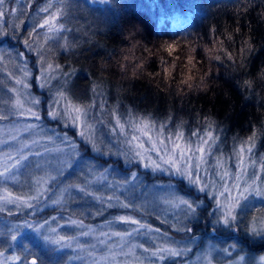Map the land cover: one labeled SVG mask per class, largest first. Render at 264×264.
<instances>
[{"label":"rangeland","instance_id":"rangeland-1","mask_svg":"<svg viewBox=\"0 0 264 264\" xmlns=\"http://www.w3.org/2000/svg\"><path fill=\"white\" fill-rule=\"evenodd\" d=\"M95 1L100 4L103 0ZM47 3L48 0H4V3L0 5V13H2L0 15V57L3 58L0 61V115L7 116V119H0V170H3L2 166L5 162L14 163V160H7V154L17 157V149L21 148L25 141L30 142L34 139L40 141L38 145L25 148V154L30 151L43 153L42 156L30 155L21 167L14 169L16 180L5 181L0 178V195L6 194L5 188L14 196L23 198L35 196L36 188H41L44 192L39 201H30L34 205L31 209L22 204L19 208L15 204H7L4 206L5 211L0 212V251H3L0 261H4L5 264H23V259L26 258L30 264L35 255L42 264H94V262L98 264H137L138 260L143 261V264H200L198 257L208 245L214 244L218 248H227L231 244H236L235 250L230 249L231 257L217 255V260H236L239 256H244L245 260L242 264H261L260 258L264 255L246 253L241 242L237 240V231H230L223 226H218L216 232L212 231L213 217L208 216V211L215 206L212 201L205 200V204L198 209V218L194 220L185 218L182 205L173 207L164 203L170 192H175L188 199H205L204 194L196 191L185 178L170 175L169 172H153L151 169H145L143 164L135 160L128 162L131 158V153H129L131 145L126 141L131 139L132 135H137L145 144V148H150L148 138L141 136L132 128L130 122L137 118L120 108L122 105L120 100L110 96L103 88L82 83L83 70L77 65L80 52L87 49L89 41L86 36L85 40L78 43L76 36L81 32L88 34L85 26L81 25L83 24L82 19L85 23L91 24L88 17L92 14L93 3L90 0H52L53 7L49 9V12H41L40 9ZM57 8L63 12L60 16V23H63L65 28L58 33H47L46 28H40L38 25L43 23V19L55 12ZM33 28H35V33H32ZM30 33H32L31 36ZM46 35L52 38L40 51H33L32 48H39L43 44ZM25 39L30 40L31 48L23 43ZM65 44L71 47H63ZM20 53L24 55L21 56ZM41 55L46 61L44 68L47 67V63L61 66V69L54 73L56 78L49 80L44 87L40 86L43 81L39 78L41 75L47 76V73L41 72ZM25 64L30 72L27 82L31 85L26 91L40 100L39 105L27 106L34 107L41 117L40 120L18 115L11 105L16 96L11 89H20L21 86L16 85L15 80L8 73L12 72L16 76L22 75L20 68H23ZM63 72H69L70 76L64 77ZM65 79L68 81L67 85H64ZM62 85L69 90L70 97L78 103L93 105L89 110L88 120L94 125V139L100 151H96L91 143L78 135L77 127H73L65 120L53 119L48 115L55 99V93ZM117 119L126 125L123 133L117 126ZM27 124L39 127L25 131ZM155 125L159 129V124ZM176 131L177 129L165 124L161 138H166ZM65 133L77 146L78 154H71V149L65 143H61V138ZM156 134V131L150 132L153 137ZM46 136H53L54 143L44 139ZM191 136L188 138L184 134L185 139L192 144L199 142L197 136ZM41 145L52 151L45 153ZM57 148L62 151H56ZM237 148L224 151L214 144L211 155L206 157L208 160L206 167L209 173L214 171L211 166L215 164L218 156L225 160L230 171L235 172L237 164L235 150ZM85 150L86 152L88 150L89 156L84 153ZM122 153L129 154L126 156ZM91 154L98 158H93ZM146 155H151L159 162L156 153H146ZM252 158L260 161L254 157V152ZM110 160L120 161L122 168L108 162ZM68 163L71 167H68ZM38 164L41 167H37ZM138 170L147 172L150 178L146 179L141 176ZM248 171L249 174L255 171L261 180H264V172H260L258 164L255 168L250 167ZM133 172L137 174L135 180L132 178ZM201 174L203 175V172ZM49 175L56 179L43 186L36 184L35 178L44 177L47 180ZM214 178L219 181L218 177ZM171 179L181 180L188 188L193 189L197 197L190 198L181 195ZM125 180L128 181L127 184L123 183ZM68 185H81L94 195H85L75 187H67ZM64 189L66 191H62ZM61 196L63 197L61 203H52ZM108 196H118L121 202L127 200L137 207L136 209L123 208L115 199L109 201ZM246 203L264 210V198L259 196H249ZM108 204L114 206L108 207ZM53 210H60L63 214H54ZM9 211L12 215L8 214ZM49 214L52 216L49 217ZM117 216H132L142 223L151 225L153 229L159 228L161 231L159 233L149 232L146 228H140L131 237L113 235L114 232H131L133 228H138L137 225L116 221ZM53 217L55 220L52 219ZM201 217L203 226L207 223L209 227L206 236L200 237L197 231L193 233L177 231V228L185 225L193 228V223ZM250 218V214L243 215L239 228H243L251 239L259 240V237L253 238L246 231ZM70 219L83 221L84 227L67 224ZM45 220L49 221V225L45 226L46 229L52 227L57 229V234L75 236V239L70 242L71 247L61 248L59 245L46 242L43 239L44 235L55 234L47 231L37 233L33 230L36 225L42 224ZM26 224L33 225V228L27 227ZM81 232H88L89 235H80ZM101 233H106V235H101ZM165 233L167 235H164ZM12 234H17L15 241L11 239ZM223 234L227 235L229 240H219ZM193 235L195 243H191L189 239ZM164 243H171L176 247L187 245L192 250L182 257L159 261L138 247L139 244H143L146 248H153ZM129 249H131V254L126 255ZM13 256H20L21 260L9 259Z\"/></svg>","mask_w":264,"mask_h":264},{"label":"trees","instance_id":"trees-1","mask_svg":"<svg viewBox=\"0 0 264 264\" xmlns=\"http://www.w3.org/2000/svg\"><path fill=\"white\" fill-rule=\"evenodd\" d=\"M90 1L91 24L82 19L81 25L88 34L76 36L78 43L86 36L89 41L77 63L82 83L103 88L137 119L180 126L188 138L204 134L211 123L219 138L215 144L224 151L256 131L254 157H264V0ZM245 41L252 51L242 52ZM217 55L220 60L213 58ZM108 162L122 168L118 160ZM171 181L181 195L195 196L181 180ZM192 226L206 236L209 227L202 217ZM236 237L246 253L264 255V240L251 239L243 228Z\"/></svg>","mask_w":264,"mask_h":264},{"label":"snow or ice","instance_id":"snow-or-ice-1","mask_svg":"<svg viewBox=\"0 0 264 264\" xmlns=\"http://www.w3.org/2000/svg\"><path fill=\"white\" fill-rule=\"evenodd\" d=\"M4 3V0H0V5ZM53 7L52 0H48V3L40 9L41 12L48 13L49 9ZM63 14L62 10L57 8L55 12L47 15L46 18L43 19V23L39 24L38 27L46 28L47 33H58L64 30L65 26L63 23H60V16ZM2 15V13H0ZM32 33H35V28H33ZM32 33L29 35L31 36ZM52 37L47 36L44 39L43 44L39 46V48H32L33 51H40L45 44H47L48 40ZM231 38V37H229ZM23 43L31 48V42L29 39H25ZM246 47L242 49L243 51H252V45L245 41ZM65 48H70L71 46L68 44L63 45ZM169 53L172 52V46H168L166 49ZM211 51V50H209ZM23 56V53H20ZM215 60H220V56H214ZM2 57H0V61H2ZM191 57L189 60L191 61ZM229 59H231V55H229ZM40 63L42 65L41 72L47 73V76L41 75L39 78L43 82L41 83V87H44L49 80L55 79V71L60 70L61 66L59 64L53 65V63H47V67L44 68L43 65L46 63L43 55L40 56ZM20 72L22 75L16 76L14 73L9 72L8 75L15 80L16 85L21 86L20 89L12 88L11 91L16 93L15 99L11 102L12 108L18 113L20 116H30L35 118L36 120H40L41 117L38 112L34 109V107H28L27 105H39L40 100L38 98H34L28 93L26 90L31 87V85L27 82V77L30 76V72L27 70V65L25 64L23 68H20ZM64 77L70 76L69 72H63ZM261 78L264 79V72L261 73ZM191 77L188 78L190 80ZM188 80L182 81V83L187 84L189 88L194 85L188 83ZM203 82V81H201ZM68 81L65 79L64 85H67ZM246 85L252 87L253 81L246 80L244 81ZM62 85L60 89H58L55 93V99L53 101V105L50 106V110L48 115L53 119H62L70 123L73 127H77L79 129L78 135L85 139L87 142L91 143L93 148L96 151H100L99 148L96 147L95 139H94V125L89 123L88 114L89 110L93 107L92 104H83L78 103L76 100L70 97L69 90ZM23 93V94H22ZM115 115V114H114ZM0 119H7V116L0 115ZM171 120V118H169ZM117 126L124 132L126 125L121 122L120 119L116 120ZM132 128L141 134V136L147 137L148 142L151 144L150 148H145V144L141 142L140 136L132 135L131 139L127 140L126 143L131 145L129 148V153H131V158L128 160L129 163L133 162V160L143 164L145 169H151L153 172H169L170 175H178L185 178L189 185L194 187L196 191L203 193L205 199H188L183 196L176 194L175 192H170L169 197L165 199L164 203L169 204L173 207L183 206V212L186 219L194 220L198 218V209L205 204V200L212 201L214 203V208L211 211H208V216L213 217L211 224L213 225L212 231L216 232L218 226H223L230 231H238L239 224L243 219V215L250 214L251 218L249 220L248 226H246V231L253 238L259 237L264 240V210L260 208H255L254 206H250L246 203L249 200V196L256 195L261 198H264V180H261V177L253 171L249 174L248 169L250 167L255 168L256 165H259L260 172H264V157H261L260 161H256L252 158L253 149L256 146V139L258 133L254 131L250 136H248L244 141H242L238 148L235 150V155L237 159L236 171L232 172L226 166V162L222 157H216L215 164L211 167L214 169L212 173H209L208 160L206 157L211 155V149L216 141L219 139L217 136L213 134L210 130L212 125L208 124L207 131L204 132L203 136H200L197 132H193L192 135L197 136L198 143L192 144L188 140L185 139L184 133L179 130L180 126H177L178 130L169 135L166 138H161L164 133L165 125L160 124L159 129H157L156 125L153 121L147 118H139L133 119L131 122ZM67 126V124H66ZM39 127L38 125L27 124L25 125V131H31L35 128ZM115 131V129H113ZM156 131V136L153 137L150 135V132ZM12 139H16V137H12ZM44 139H47L49 142H53V136H46ZM135 142V143H134ZM61 143H65L66 146L71 149V154H78L76 152V145L74 142L70 140L67 136V133L61 138ZM40 144L39 140H31L30 142H23L21 148L17 149L18 156L13 157L10 154H7V160L13 161L14 163L8 164L5 162L3 164V170H0V178L3 180H16L17 176L14 172V169H18L22 166V163L29 159L30 155L42 156L43 153L40 151L28 152L24 153L25 148H29L31 145ZM41 147L44 148V152H51L52 149H49L43 145ZM56 151H62V149L57 148ZM156 153L159 158V162L157 159H153L151 155H146V153ZM129 153H122L123 155H128ZM67 163V162H66ZM37 167H41V165H37ZM68 167H71V164L68 163ZM203 172V175L201 174ZM137 174L135 172L132 173V178L135 180ZM214 177H218L219 181ZM56 177L48 176V179L45 180L44 177L35 178L36 184L49 183L51 180H55ZM124 184H127L128 181H123ZM67 187L72 188L75 187L79 191L83 192L85 195H94V193L88 192L86 187L81 185H68ZM135 186H133L134 188ZM47 191V189H45ZM66 191V189L62 190ZM5 195H0V212L5 211V205L7 204H15L17 208L21 206V204L27 208H33L34 205L30 202L31 200L39 201L40 197L44 194L41 191V188H36V195L28 198H23L21 196H14L12 192H10L7 188L4 189ZM63 197H59L56 200H53V204L61 203ZM107 199L109 201L116 200L119 205L123 208H133L136 209V205H134L130 201H120L118 196H108ZM114 205L108 204V207H113ZM9 215H12V212L9 211ZM55 220V217L52 218ZM116 221L137 225L138 228H133L131 232H114L113 235L119 237H131L133 233L138 232L140 228H146L149 232H157L159 233L161 230L159 228L153 229L151 225L142 223L140 220L133 218L132 216H117L115 217ZM67 224L72 226L84 227L83 221H77L74 219H70L67 221ZM46 225H49V221L45 220L42 224H38L33 228V225L26 224L27 227L33 228L37 233H41L43 231H47L51 234L55 235H44L43 239L46 242H49L54 245H59L61 248L63 247H71L70 242L75 239V236L70 235H60L57 234V229L48 227L45 228ZM177 231H183L186 233H193L194 229L188 227L187 225L183 227L177 228ZM80 235H89L88 232H81ZM101 235H106V233H101ZM164 235H167L165 233ZM11 239L15 241L17 239V234H12ZM191 243H195V236H191ZM103 243V241H102ZM83 247V246H79ZM122 247V246H121ZM138 247L142 248L144 252L150 253L152 257H155L159 261H165L168 258H179L186 255L192 249L187 245L184 247H176L171 243H164L162 245L155 246L153 248H146L143 244H139ZM237 248L236 244H231L227 248H218L214 244L208 245V247L201 253L198 257V261L200 264H242L244 262L245 257L239 256L236 260L224 259L217 260V255H222L225 257H231L232 251ZM231 249V250H230ZM27 251V249H26ZM131 254V249H129V253ZM115 255V253H113ZM0 256H3V251H0ZM11 260H21L20 256L10 257ZM103 259V258H102ZM261 264H264V257L260 258ZM0 264H5L4 261H0ZM23 264H29V261L24 258ZM30 264H42L39 258L33 255V258L30 261ZM94 264H98V262H94ZM137 264H143V261L138 260Z\"/></svg>","mask_w":264,"mask_h":264}]
</instances>
